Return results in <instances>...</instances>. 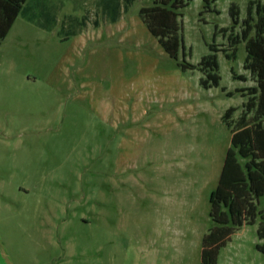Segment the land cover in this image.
<instances>
[{
    "label": "rangeland",
    "instance_id": "obj_1",
    "mask_svg": "<svg viewBox=\"0 0 264 264\" xmlns=\"http://www.w3.org/2000/svg\"><path fill=\"white\" fill-rule=\"evenodd\" d=\"M250 1L179 11L184 60L217 51L203 89L141 21L154 0H26L0 44V264H264V118L234 133Z\"/></svg>",
    "mask_w": 264,
    "mask_h": 264
},
{
    "label": "trees",
    "instance_id": "obj_2",
    "mask_svg": "<svg viewBox=\"0 0 264 264\" xmlns=\"http://www.w3.org/2000/svg\"><path fill=\"white\" fill-rule=\"evenodd\" d=\"M133 1L126 0L127 5ZM189 1L193 0H154L150 7L139 10V17L165 53L177 61L183 71L197 70L202 74L200 85L203 89L218 87L221 78L215 55L216 50L210 49L211 53L203 56L196 66L184 60L185 46L179 11L184 9ZM25 2L26 0H0V44ZM124 11H126V7ZM229 16L232 28L240 23L242 25L239 35L234 37L233 44L236 46L244 43L243 69L249 73L255 83V86L250 89L249 99L245 104L246 113H253L252 118L244 121L245 117H242L244 123L234 130L235 133L264 118V2L250 1L246 9V18L241 22H239V9L235 4L230 6ZM180 55L183 57L181 61H179ZM239 79L246 81L244 77ZM231 111L232 109H228L222 117V121L228 128H231L228 121Z\"/></svg>",
    "mask_w": 264,
    "mask_h": 264
}]
</instances>
